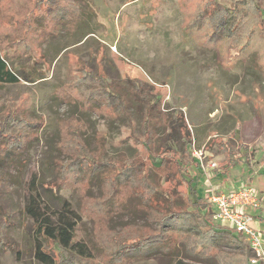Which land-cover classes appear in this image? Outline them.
Masks as SVG:
<instances>
[{
  "label": "rangeland",
  "instance_id": "obj_1",
  "mask_svg": "<svg viewBox=\"0 0 264 264\" xmlns=\"http://www.w3.org/2000/svg\"><path fill=\"white\" fill-rule=\"evenodd\" d=\"M181 1L80 0L62 16V28L54 30L52 16L33 13L28 0H0V51L20 59L13 67L21 74L45 77L35 83L20 79L15 85H0V117L11 113L21 121L18 135L38 136L29 149L15 151L21 163L6 167L7 181L0 182V214L10 216L2 240L19 252L0 249V264H40L33 257L32 220L23 213L26 184L34 174L39 195L52 209L67 200L80 214L76 236L95 249V257L78 261L81 264H177V260L206 264L138 252L110 260L118 258L112 254L111 241L129 245L157 232L154 203L161 206V202L148 191L150 186L185 191L175 167L152 169L142 146L144 117L146 124L159 128L157 137L150 134L172 150L182 151L186 145L182 136L189 135L191 156L204 168L198 187L203 197L215 183L216 193L228 192L248 181L245 173L256 176L264 167V16L253 11L256 4L264 11V0L246 5L219 0L240 10L242 22L252 32L248 43L245 36L233 48L224 42L209 43L207 22L185 28L184 10H190L191 17L203 0H190L184 10ZM30 11L44 22L35 25L27 20ZM75 68L92 72L121 93L124 104L130 100L140 109L129 107V113L125 107L107 106L101 97L98 104L83 105L71 90ZM177 109L183 112L186 133L173 122ZM28 123L34 125L22 128ZM74 134L83 138L92 159L103 164L93 174L62 168L78 155L63 147L75 139ZM240 135L249 148V161L237 164L219 180L215 176L225 143L236 146ZM153 163L158 160L153 158ZM126 167L130 176L119 178L118 172ZM184 173L195 172L189 168ZM263 182L259 174L251 182L260 192L262 211ZM112 191L115 196L109 199ZM257 226L264 243V224Z\"/></svg>",
  "mask_w": 264,
  "mask_h": 264
},
{
  "label": "trees",
  "instance_id": "obj_2",
  "mask_svg": "<svg viewBox=\"0 0 264 264\" xmlns=\"http://www.w3.org/2000/svg\"><path fill=\"white\" fill-rule=\"evenodd\" d=\"M79 1L28 0L30 6H32L31 10L33 13H44L46 18L52 16L50 17V22H52L51 24L54 26L52 29L54 30L55 28L57 29V26L60 29L62 28V16L67 11H71L74 6L76 7ZM189 2L190 0H182L181 8H187ZM232 2L244 5L253 3L252 0H233ZM253 11L259 15L262 13L264 16V11L257 4L254 6ZM184 12L186 14L185 19L187 18L185 23V28L187 29H192L199 23L207 22L210 28V33L207 35L209 43L224 42L233 48L245 36L247 43L249 41V35L252 32L246 27L245 22H242L239 16L240 10L229 9L228 6L223 5L219 0H203L191 17L190 10H184ZM29 18L32 19L31 21L35 25L44 22L41 16L33 17L31 11L26 16L27 20ZM59 20L60 22L57 25L56 21ZM41 33L43 32H37L38 35H41ZM17 60L20 61V59L12 58L0 51V85H15L20 79L28 83H35L45 78L38 77L33 79L28 77V75L21 74L13 67L15 62H19ZM74 71L75 81L71 90H74L76 99L83 105H89L92 101L98 104L101 97L105 99L107 106L125 107L128 112L132 107L140 109L139 104L134 107L129 102L130 100L127 101L128 104H124L122 94L112 91V86L107 87L105 81L93 75L92 72L76 68ZM76 71L79 74L82 73V75L78 76ZM133 101H136L135 98ZM175 112L177 117L173 122L176 124L177 130L186 133L188 129L182 110L177 109ZM169 118L171 119V117ZM156 119L158 120L159 117L156 116ZM147 120L148 118L144 117L143 134H145V139L142 141V146L148 152L152 169L159 170L167 165L175 167L178 178L181 181L180 186L182 185L185 191L176 192V190L169 191L166 189L160 191L159 187H156V183V186H150L148 191L161 202V206L156 204V202L154 203L157 206V212L154 210L157 217V220L155 219L158 227L157 232L146 236L142 240L132 241L129 245L125 242L116 243L111 241L114 244L112 254H116L118 257L113 259L111 257V262L138 252L143 255L161 254L162 256H173L174 258L181 257L206 264H251L250 260L254 254L244 237L234 229L223 226L220 222L214 220L212 207L199 192L198 187L202 182L204 173L200 160L191 156L192 141L189 135L183 134L182 136V138L186 139V145L182 151L172 150L171 147H166L165 143L155 139L154 135L157 137L159 128L155 127L154 124H146ZM19 124H21V121H15L11 113H6L4 117H0V182L7 181L6 167H14L16 162L21 163V160H16L18 153H15V151L18 149H29L30 144L38 142L37 135L32 136L29 133L18 135ZM32 125L34 124L28 123V125H22V128H30ZM146 130L149 133L148 135ZM36 131L38 132V130ZM150 132H153L154 135L150 134ZM74 135L75 139L67 141L63 144V147L65 150L77 151L78 155L71 163L62 168L77 171V174L82 172L93 174L103 164L94 161L88 153L83 138L77 134ZM236 142V146L225 143V151L219 167L221 177H225L230 169L237 164H247L249 161L248 146L241 143L239 138ZM153 158L158 160L157 165H154ZM189 168L195 172L194 175H185L184 172ZM129 170L130 167H126L124 171H119V178L123 179L130 176ZM133 170L140 172L138 167H134ZM26 190L27 197L23 213L32 220L34 259L40 264H81L78 261L90 262L95 257V249L86 240L77 238L76 233L82 218L73 209L71 203L65 200L58 209H52L39 195L35 174L27 182ZM109 196H111L109 199L114 197V191ZM109 199H104V203ZM9 219L10 216L0 214V249H7L18 255L19 252H15L13 246L3 243L2 240L3 230L9 226ZM49 245L52 246L51 250L46 249ZM221 247H229L233 250L226 251L221 249ZM54 250L57 252L59 261L56 259L55 253H53ZM177 264H183L182 260H177Z\"/></svg>",
  "mask_w": 264,
  "mask_h": 264
},
{
  "label": "built area",
  "instance_id": "obj_3",
  "mask_svg": "<svg viewBox=\"0 0 264 264\" xmlns=\"http://www.w3.org/2000/svg\"><path fill=\"white\" fill-rule=\"evenodd\" d=\"M215 165L212 164L210 169ZM204 170L203 167H201ZM205 197L213 210L214 220L240 233L248 243L254 256L251 264L264 262V245L261 233L251 226L253 216L263 208L260 192L251 184L242 182L228 192H220L211 187Z\"/></svg>",
  "mask_w": 264,
  "mask_h": 264
},
{
  "label": "crops",
  "instance_id": "obj_4",
  "mask_svg": "<svg viewBox=\"0 0 264 264\" xmlns=\"http://www.w3.org/2000/svg\"><path fill=\"white\" fill-rule=\"evenodd\" d=\"M264 132V131H263ZM240 137H241V139H240V141H241V143H243V144H245L243 141H242V136L240 135ZM244 165H247V164H244ZM219 172V171H218ZM221 171L215 176L216 178H218L219 180L221 179ZM258 174L259 175H263V177H264V167H262V169H261V171L260 172H258ZM258 174H256V176H255V173H253V172H247V173H245V175H247L248 176V181H245L246 183H249V184H252L251 182L253 181V180H256L257 179V175ZM259 182H260V180H258ZM216 184L218 185V183H215L214 184V187L216 186ZM263 184H264V182H263ZM261 185V187L262 186H264V185ZM215 189V188H214ZM262 210H260L256 215H254L253 216V220L251 221V226L253 227V228H255L256 230H258L257 228H258V226H257V224H264V217H263V215H264V211H262ZM226 226V225H225ZM227 227V226H226ZM229 228V227H228ZM260 232V231H259ZM261 233V232H260ZM261 237H262V235H261ZM264 237V236H263ZM263 240V239H262ZM263 245H264V243H263ZM257 264H264V262L263 261H261V262H258Z\"/></svg>",
  "mask_w": 264,
  "mask_h": 264
}]
</instances>
